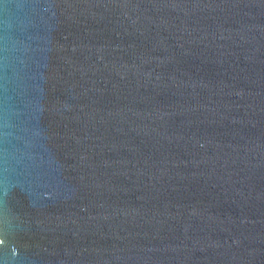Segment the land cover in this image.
Returning a JSON list of instances; mask_svg holds the SVG:
<instances>
[{
	"label": "water",
	"instance_id": "95a60500",
	"mask_svg": "<svg viewBox=\"0 0 264 264\" xmlns=\"http://www.w3.org/2000/svg\"><path fill=\"white\" fill-rule=\"evenodd\" d=\"M0 264H264V0H0Z\"/></svg>",
	"mask_w": 264,
	"mask_h": 264
}]
</instances>
